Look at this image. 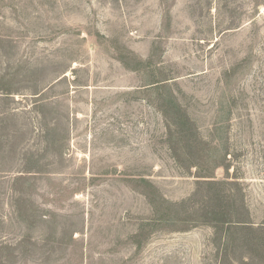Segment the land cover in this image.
Returning a JSON list of instances; mask_svg holds the SVG:
<instances>
[{
    "label": "rangeland",
    "instance_id": "obj_1",
    "mask_svg": "<svg viewBox=\"0 0 264 264\" xmlns=\"http://www.w3.org/2000/svg\"><path fill=\"white\" fill-rule=\"evenodd\" d=\"M0 264H264V0H0Z\"/></svg>",
    "mask_w": 264,
    "mask_h": 264
}]
</instances>
